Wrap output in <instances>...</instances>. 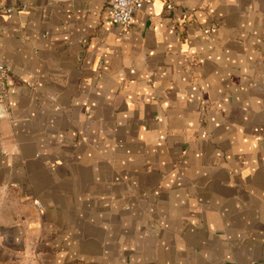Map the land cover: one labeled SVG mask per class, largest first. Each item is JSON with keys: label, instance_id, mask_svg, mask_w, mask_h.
Here are the masks:
<instances>
[{"label": "crops", "instance_id": "0c3cea01", "mask_svg": "<svg viewBox=\"0 0 264 264\" xmlns=\"http://www.w3.org/2000/svg\"><path fill=\"white\" fill-rule=\"evenodd\" d=\"M110 6L0 0V264H264V0Z\"/></svg>", "mask_w": 264, "mask_h": 264}, {"label": "built area", "instance_id": "2783aa9c", "mask_svg": "<svg viewBox=\"0 0 264 264\" xmlns=\"http://www.w3.org/2000/svg\"><path fill=\"white\" fill-rule=\"evenodd\" d=\"M141 3L142 0H111L109 14L115 24L128 29L134 24L135 14ZM8 10L11 11L12 8ZM9 77L10 68L0 61V104L6 105L10 97Z\"/></svg>", "mask_w": 264, "mask_h": 264}, {"label": "water", "instance_id": "95a60500", "mask_svg": "<svg viewBox=\"0 0 264 264\" xmlns=\"http://www.w3.org/2000/svg\"><path fill=\"white\" fill-rule=\"evenodd\" d=\"M0 109H2L1 113L4 114L6 109H5V104H0ZM0 113V114H1Z\"/></svg>", "mask_w": 264, "mask_h": 264}]
</instances>
